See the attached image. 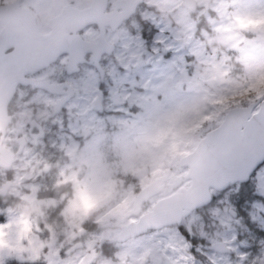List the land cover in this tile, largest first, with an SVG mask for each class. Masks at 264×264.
Listing matches in <instances>:
<instances>
[{
    "label": "snow or ice",
    "instance_id": "snow-or-ice-1",
    "mask_svg": "<svg viewBox=\"0 0 264 264\" xmlns=\"http://www.w3.org/2000/svg\"><path fill=\"white\" fill-rule=\"evenodd\" d=\"M0 197V264H264V0H19Z\"/></svg>",
    "mask_w": 264,
    "mask_h": 264
},
{
    "label": "flooded vegetation",
    "instance_id": "flooded-vegetation-1",
    "mask_svg": "<svg viewBox=\"0 0 264 264\" xmlns=\"http://www.w3.org/2000/svg\"><path fill=\"white\" fill-rule=\"evenodd\" d=\"M18 2H19V0H0V7L4 6V5L9 6L8 9L3 10V16L6 17L7 15H10V16L14 15L16 12V4ZM157 16L162 17L165 20L169 19V17L162 12H157ZM4 202H5L4 198L0 197V203H4Z\"/></svg>",
    "mask_w": 264,
    "mask_h": 264
},
{
    "label": "water",
    "instance_id": "water-1",
    "mask_svg": "<svg viewBox=\"0 0 264 264\" xmlns=\"http://www.w3.org/2000/svg\"><path fill=\"white\" fill-rule=\"evenodd\" d=\"M8 5H4V6H1L0 7V17H2V18H7V17H9L10 15H7L6 17L5 16H3V10L4 9H8Z\"/></svg>",
    "mask_w": 264,
    "mask_h": 264
}]
</instances>
